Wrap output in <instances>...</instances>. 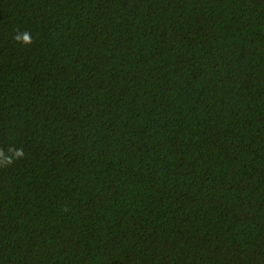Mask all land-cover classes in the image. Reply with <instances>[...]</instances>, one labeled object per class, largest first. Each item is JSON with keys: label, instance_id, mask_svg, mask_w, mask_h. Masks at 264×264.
Masks as SVG:
<instances>
[{"label": "trees", "instance_id": "obj_1", "mask_svg": "<svg viewBox=\"0 0 264 264\" xmlns=\"http://www.w3.org/2000/svg\"><path fill=\"white\" fill-rule=\"evenodd\" d=\"M0 264H264V0H0Z\"/></svg>", "mask_w": 264, "mask_h": 264}]
</instances>
